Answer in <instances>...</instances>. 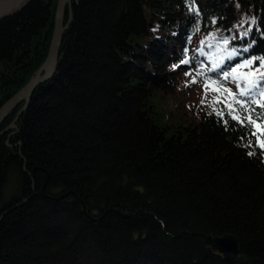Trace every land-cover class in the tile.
Here are the masks:
<instances>
[{
	"label": "trees",
	"instance_id": "trees-1",
	"mask_svg": "<svg viewBox=\"0 0 264 264\" xmlns=\"http://www.w3.org/2000/svg\"><path fill=\"white\" fill-rule=\"evenodd\" d=\"M56 4L30 0L0 19V106L44 61ZM190 6L66 4L64 60L0 133V264H264V153L251 126L213 112L215 93L201 104L202 77L185 86V72L211 66L209 42L196 51L209 32L255 41L231 64L264 55V0H195L199 16ZM185 48L195 59L173 70ZM225 233L239 245L230 260L205 241Z\"/></svg>",
	"mask_w": 264,
	"mask_h": 264
},
{
	"label": "snow or ice",
	"instance_id": "snow-or-ice-1",
	"mask_svg": "<svg viewBox=\"0 0 264 264\" xmlns=\"http://www.w3.org/2000/svg\"><path fill=\"white\" fill-rule=\"evenodd\" d=\"M190 12H195L199 16V9L195 7V0H190ZM239 7V4H237ZM212 24H216L217 20L213 19ZM244 21H241V26ZM251 24H256V19H251ZM240 26L234 25L233 28ZM194 31H199V24L196 25ZM219 31V30H217ZM229 32L232 29L228 30ZM252 32V27L249 26L245 31L239 33L240 40H244ZM236 39L235 35H217L215 32H209L208 35L200 41L201 47L196 51L201 55H206L204 46L206 42L209 48H214L215 52L209 60L210 67L200 62L199 69L195 75L192 72H185V76H192L191 81L186 82L185 86L197 83V78H203V87L205 96L201 99V104H204L209 91L215 93L212 104H224L223 109L213 107V112L223 119L225 124L228 123L224 119L227 114L232 121L244 126H251L252 135L256 137L255 143L264 153V55L261 56H247L239 59L235 64L232 61L238 57H243L244 54L249 53L255 41H251L247 46L237 47L232 44ZM191 36H189V42ZM189 49H184V58L180 60L179 64H174L173 70L178 69L182 65H189L195 57H188ZM227 83L235 85L233 88L228 87ZM261 111H257V109ZM253 141H249L251 145ZM255 152H249L248 155H254Z\"/></svg>",
	"mask_w": 264,
	"mask_h": 264
},
{
	"label": "water",
	"instance_id": "water-1",
	"mask_svg": "<svg viewBox=\"0 0 264 264\" xmlns=\"http://www.w3.org/2000/svg\"><path fill=\"white\" fill-rule=\"evenodd\" d=\"M29 1L30 0H0V19L16 13L17 11L22 9ZM80 1L81 0H78V2ZM71 2L72 0H57L55 16H54V27H53L52 36L50 39L47 55L44 61L39 66V68L35 71V74L31 76L30 79L22 87H20L13 95H11L0 106V123H1L2 119L9 113V111L20 100L25 99V103L23 104L21 109L17 112L14 120L9 125H7L5 128L0 129V133L4 130L9 129L11 126L16 124V119L20 111L26 106L35 87H37L40 83L53 78L60 64L64 60L65 52L63 53L60 59H59V54H60L61 45L63 41L64 31L70 27V24L74 18V8H73L72 17L70 15L66 22L64 21V12H65L66 4L70 6ZM11 141L14 143H20V142L23 143L22 140L13 141L12 136H11ZM25 154L28 159V167L32 171L35 172V182H36V169L29 165V156L27 155L26 152ZM36 190H37V184H36ZM22 197L24 199L27 196H22ZM18 202H21V201L19 200ZM205 241L207 244L211 245L213 248L218 250L224 256L225 259H229V260L233 259L239 251V245L237 244V238L233 233H225V234L216 235V236L208 234L206 235Z\"/></svg>",
	"mask_w": 264,
	"mask_h": 264
},
{
	"label": "rangeland",
	"instance_id": "rangeland-1",
	"mask_svg": "<svg viewBox=\"0 0 264 264\" xmlns=\"http://www.w3.org/2000/svg\"><path fill=\"white\" fill-rule=\"evenodd\" d=\"M21 102H23V104H24V103H25V99L20 100V101H19V102L13 107V108H15V107H16L19 103H21ZM158 103H159V104L161 103V104L164 106V107H163V106H161V107H162V108H165V109H167V108H169V107H172V106H171V103H167V104H166L164 98L160 99V102H158ZM165 104H166V105H165ZM22 106H23V105H22ZM22 106H21V107H22ZM21 107L18 109V111L21 109ZM22 110H23V109H22ZM175 113H176V111H174V112H172V113H168V112L165 113V114H164V121H168V120L174 119V117H175ZM12 121H13V120H12ZM12 121H11V122H12ZM11 122H10V123H11ZM10 123H9V124H10ZM9 124H8V125H9ZM15 125H16V124H15ZM15 125H13V126H11V127H15ZM5 127H6V126H5ZM5 127H4V128H5ZM11 127H10V128H11ZM7 130H8V129H7Z\"/></svg>",
	"mask_w": 264,
	"mask_h": 264
}]
</instances>
